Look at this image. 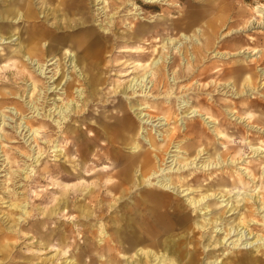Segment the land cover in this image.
I'll return each instance as SVG.
<instances>
[{"label":"rangeland","instance_id":"1","mask_svg":"<svg viewBox=\"0 0 264 264\" xmlns=\"http://www.w3.org/2000/svg\"><path fill=\"white\" fill-rule=\"evenodd\" d=\"M85 1L86 13L81 16L74 9H64L61 0H32L34 17L16 21L5 10L19 6L20 1L0 0L1 30L8 31L11 28L8 33H17L12 38L0 40V264H104L115 250L106 252L103 249L99 227L103 223L109 232H113V236L122 238L126 243L131 240V231L127 227L129 224L143 222L146 218L149 222L143 224L150 225L153 221L150 203L145 202L142 197V193L147 192V189H153L156 194L162 196L169 205L168 210L175 208L174 212L169 214L173 219L180 214L182 217H191L192 221L197 216L187 205L188 199H185L198 196L209 183L218 182L221 178L237 182L239 179L243 180L246 184L238 182L235 189L238 193L245 194L244 197L247 193H255L259 187L264 189V163L258 165L264 161V153L253 154L250 148L260 146L264 149V74H261L264 71V23L255 22L248 27L243 26L244 19L255 16L254 6L264 4V0H160L152 4L144 0H107L108 6L104 13H100L102 3L97 0ZM49 8L55 10L51 12ZM214 15H224L225 20L221 24L218 21L212 24L217 30L206 47L205 36L212 28L208 26V19ZM134 25L137 28L147 27L148 32L131 36L130 28ZM42 28L47 31L45 34L50 32L56 35L55 44L58 43V51L54 58L60 59L65 74H70L67 73L63 62L66 47L78 54L89 41L94 40L104 45L98 59L102 66L95 70L100 81L92 86L81 83L80 87L84 88L83 93L87 98L81 107L71 111L59 125L51 118H57L56 112L51 114V117L47 114L49 110L52 112L55 105L71 103L63 93L69 80L56 73L54 77L57 79L53 84L60 81V89L45 91L47 79L36 71V57H32L31 61L27 56H22L24 49L34 41L41 44L43 50L48 51L49 47L39 39ZM195 28L201 29L202 34H195L200 38L197 46H204L200 55L194 48L196 44H191V49L190 44H183L180 48L182 54H177L171 46H166L163 52L160 49L161 55L169 58L161 73L156 74L152 70L149 76L151 83L153 82L151 94L132 97L130 91L126 90V85L130 79L141 73L135 64L148 62L159 54L154 53V56L148 58L146 52L139 51L160 47L164 37L179 39L180 33H193ZM88 31L90 36L81 41V47H77L78 40L74 42L76 47H69V43L74 41L76 36ZM8 33L6 35H9ZM17 35L24 37V46H19ZM61 42L63 44H59ZM186 45L194 56L190 61L191 64L194 63V68L192 65L187 67L180 64L183 63L181 58H188ZM252 48L261 52L257 55L248 52ZM239 50L243 53H237ZM216 51L224 53L223 56L216 55ZM49 58L51 57H47L46 53L41 62L49 63ZM57 63L58 61L47 67V76L55 73ZM236 69L241 71L237 72ZM238 73L240 76H235ZM158 75L160 80L157 79ZM247 75H250L255 88L253 91L239 94L242 90V80ZM228 82L234 85L238 94L233 95L231 90L220 86ZM33 84L35 90L37 89L36 93L33 92ZM94 88L93 93L89 94L88 91ZM170 90L175 97L169 99L166 97ZM38 97L39 100H36ZM182 100L191 106L201 101L204 113L211 116L228 139H218L206 127L203 115L181 116L184 109L179 108V102ZM138 103L149 104L151 108L147 112L152 115L162 116V113L166 115L169 111L166 124L155 128V132L154 128L147 126L149 130L152 129L149 132L158 145L169 143L171 134L169 137L166 135L174 128L176 132L171 141L174 144L183 142L185 150L193 145L191 155L195 154L203 147L197 144V140L192 138L194 135L186 129L190 123H194L197 131H204L202 138L197 139L208 143V139L215 138L213 142L217 147H221L219 154L224 151V145L232 147V154L224 156L227 157V162H223L222 167H199L207 159L206 150L197 157V166L193 164L177 171L175 166L172 171L166 173V177L169 176L175 185L181 186L179 190L183 191L180 193L163 189L155 180L151 183H142L139 180L137 187L130 188L139 175V168L138 172H132V179L125 184L127 191H120L124 184L121 183L116 191L109 192L105 187L106 182H103L105 170H108L104 166L109 168L114 166L112 163L115 162L108 161L107 157L112 159L119 156V159L125 160L132 156L129 145L118 144V140L113 138L118 134L114 129L119 125L122 113L132 121L136 131L140 132L135 138L143 148H147L143 140L148 139V135L145 130H139L136 115L138 110H133L134 106L131 107L132 104ZM14 104L23 109L22 119L15 112ZM32 104L38 108L36 112L30 109ZM119 106H122V109H119ZM230 110L236 115L239 113L241 119L231 116ZM25 119L44 125L35 141L27 139L26 128L21 131L20 126L25 125ZM171 141L169 145L167 143V152L172 145ZM78 147L83 153L82 157L79 156ZM103 147L109 153H106ZM55 149L58 151H54ZM38 153L41 154L39 160L30 161L28 157L37 156ZM170 154L185 156L184 152L171 151ZM174 155L169 158H166L167 154L163 156L164 161H167L166 165L172 163L169 160L175 159ZM6 156L9 160H6ZM102 156L104 161L100 160ZM82 158L84 159L80 162ZM230 160L235 161L230 163ZM173 165L172 163L171 167ZM253 166L262 173L251 180L246 173L254 169ZM9 170L15 172L11 177L7 174ZM196 179L203 181L195 190H188V187L196 186ZM229 188L232 189V186ZM235 189L228 194V199L237 196V193L234 194ZM10 199L19 200L21 205H25L28 214L25 218L21 216L17 225L7 229L12 224L11 219L16 220L20 216L18 210L9 206ZM222 199L224 198H219V195L211 197L207 202L208 209L220 211ZM238 209L234 215H237ZM229 214L228 212L224 215L225 224L226 220L231 221L234 217ZM217 228H220V225ZM213 229L215 228H207V231L203 232L195 228L194 231L193 244L198 241L194 246L201 252L199 258L203 264L215 257L217 258L211 264H219L221 260L228 262L244 252H247L250 264H264V249L254 251L252 247L244 249L242 245L232 247L230 244L229 247L215 249L211 258L207 256V253L213 250L199 244V236L201 232L204 233L201 242L210 236L213 240L216 234L211 233ZM231 239L235 237L230 238L228 242ZM112 246L113 243L109 242L108 247Z\"/></svg>","mask_w":264,"mask_h":264},{"label":"bare ground","instance_id":"2","mask_svg":"<svg viewBox=\"0 0 264 264\" xmlns=\"http://www.w3.org/2000/svg\"><path fill=\"white\" fill-rule=\"evenodd\" d=\"M20 1L19 6H16L13 8H7L5 11L9 12L12 15V19L19 21V20H28L31 17H34V11L32 9L31 1L32 0H18ZM47 1V0H45ZM148 3H156L160 0H144ZM62 6L66 10H76L81 16L86 13L85 8L87 7L85 0H61ZM97 2L102 3L103 5L100 7L101 11L100 13H104L107 6L108 1L107 0H97ZM21 7V8H20ZM136 8V7H135ZM10 9V10H9ZM51 12H53L55 9L49 8ZM255 16H251L250 18L244 19L243 26H250L253 23H264V4H258L254 6ZM219 12V11H218ZM99 14V13H98ZM107 16V15H106ZM215 16V15H214ZM211 16L208 19V26H212V24L216 21H218L219 24L223 23L225 19L224 15L220 16ZM257 17V19H256ZM165 18V17H163ZM82 23H84L82 21ZM219 26V25H218ZM220 27V26H219ZM217 28V27H215ZM210 28L211 32L208 33L205 36L206 42L205 46H209V42L211 41L212 36L214 37L215 32L217 29ZM11 28L8 29V31H3L0 28V40L9 39L12 38V36L16 35L17 33H8L11 32ZM130 34L131 36L135 35H141L142 33L148 32L146 29L147 27H140L137 28L136 25L132 26L130 28ZM209 29V28H208ZM201 29L195 28L193 33L185 34L180 33L179 39L171 38L169 36L164 37L162 39L163 44L159 47H155L154 49H143L139 52L144 53L146 52L148 54V58L150 56H154V53L157 56H154L153 58H150L148 62H137L135 66L141 71L137 77H134L130 79L129 83L126 85V90L130 91V95L132 97H138V96H144V95H150V88L153 85V82L151 83V80L149 79V76L152 74V70L155 71L156 74L161 73L162 70L165 68V63H168L167 59L169 57H166L165 55H161V51H164V48L167 46L170 47L172 50L174 49L177 54H182L181 49L183 47V44H196V47H194L197 52L201 53V48L203 49L204 46H197L199 44V39L196 37L200 34ZM47 32L44 28H42L41 31V37L39 38L43 43L49 47L48 51H45L42 49V45L39 43L30 42L29 46L24 49L22 56H27L29 60L32 61V57H36V71H39V74L43 75L44 78L47 79L46 83V90L45 91H56L59 88L60 81L53 84V82L57 79V77H54L56 73L59 75H62V78H65L69 82L66 84L65 90L63 91L64 96L70 100L71 103H66L62 106L55 105L52 112L47 114L48 117H51V114L56 112L57 118L54 119V117H51L52 120L56 125L61 124L66 120V118L69 116L71 111H75V109H78L81 107L82 103L84 102V99L87 98V95H85L84 88L80 87L81 83H87V85L92 86L93 84H97L98 81H100L99 78L96 77V69H100L102 64L99 62L100 57V51L104 47V45H100L101 43H98L94 40L89 41L86 43L83 48H81V51L77 54L75 52H72L70 48L66 47L64 50V66L66 67L67 73L65 74V71H62L60 59L54 58L55 53L58 51V48L55 44L56 41V35H53V33L45 34ZM9 35H6V34ZM39 33V31L37 32ZM195 34H197L195 36ZM205 34V33H204ZM203 34V35H204ZM90 36V31L85 32V34H79L74 38V41H71L69 43V47L73 48L77 40L79 41L77 47H81L82 42ZM202 37V36H201ZM17 42L19 46H24L23 43L24 37L21 35H17L16 37ZM82 41V42H81ZM75 42V43H74ZM150 43V42H149ZM59 44H63L62 42ZM151 44V43H150ZM149 44V45H150ZM28 45V44H27ZM164 45V46H163ZM212 45V44H211ZM186 52L188 58H185L183 56L182 62L180 63L182 65H186L187 67H190L192 65V68H194V63L191 64L190 61L194 59V56L190 51H188V45ZM206 49V48H205ZM195 51V50H194ZM203 51V50H202ZM253 52L254 54H258V52H261L260 50L256 48L249 49L248 52ZM47 53V57L49 58L47 61H50L49 63H42L41 60L45 58V55ZM237 53H243L242 50H239ZM196 54V53H195ZM216 55L223 56L224 53L216 51ZM198 56V55H197ZM261 56V54L259 55ZM146 58V59H148ZM198 58V57H197ZM56 61H58V68L56 66L55 73L52 75H46L48 73L47 67L51 64H54ZM147 61V60H146ZM180 61V60H179ZM179 64V65H180ZM181 65V66H182ZM250 68V67H249ZM68 69L70 71L68 72ZM175 70V69H174ZM237 72L241 71L240 69ZM176 72V71H175ZM208 74V73H207ZM261 74H264V71L261 72ZM163 74L161 75V77ZM202 76V75H201ZM206 76V74H205ZM219 76V75H217ZM235 76H240V73H238ZM35 76H30V78H33ZM161 77L158 75L157 79L160 80ZM209 77V76H207ZM163 78V77H162ZM82 80V81H81ZM174 81V79H173ZM242 90L239 92L241 94L242 92H247L249 90H254L255 86L252 85V79L250 75L246 76L242 80ZM216 81L214 80V83ZM75 83V84H74ZM213 84V83H212ZM88 86V87H89ZM220 86H224V88H227L228 90H231V93L233 95L238 94L236 89L234 88V85L232 83H223ZM211 87V86H210ZM184 88H186L184 86ZM33 92H37L35 90V84H33ZM74 90V91H73ZM94 89L89 90V94H92ZM43 94V91H42ZM75 94V95H74ZM38 95L40 96V93L38 92ZM175 97L173 96V92L170 90L167 93L166 98ZM44 98V95L42 96ZM39 100V97L36 99ZM14 110L16 113L19 114V117H21L23 113V109L18 108V104H14ZM133 107V110H138L136 113L137 118L139 120V130H145V134L148 135V139L143 140V142L147 145V148H143L139 141L135 138L136 135H140V132L137 130L136 127L133 126L132 121L127 119V117L124 115V113L121 114L119 125L115 127L114 130L118 132L116 137V140H118V144H125L129 145L132 150V156L130 158H126L125 160L123 158L119 159V156H114L112 159L110 157H107L108 161H114L115 163H112L114 166H111L107 168V166H104L106 172L105 179L103 182H106V188L109 192L118 189L117 186H119L121 183H124L123 186H121L120 190L121 192L127 191L128 188L126 187V183H129V181L132 179V172L133 174L135 172H138L139 168V175L136 177L134 183L131 185L130 188L137 187V185L142 183H151L153 180H155L156 183H159L158 185L161 186L163 189H172L176 190L177 193L182 192L183 190H179L181 186L175 185V183L172 181L171 178L166 177V173L169 171H172L174 167L176 166L177 170H182L184 168L190 167L194 164V166H197V157L205 153H207V159L203 163L199 165V167L203 168H212V167H220L223 165V162H227V157L224 156L229 154V156L232 154V147L224 145V151H221L219 154V149L221 147H217L215 145V138L212 140L208 139V143L203 141V139H197L202 138L204 131L198 130L195 127L194 123H190L189 126H187V130L190 131L192 138L197 140V144H199L200 148L195 154H192V151L194 149V146L192 148H188L185 150L184 143H176L174 144L171 140L173 136L175 135L176 130L174 128L171 129L170 133L166 135V137H169V143L171 141V147L169 152L174 151L177 153H183L184 155L176 154L175 159L172 158L169 160L174 165L171 167V164L168 166L166 165L167 161H164L163 156L167 154L166 158L172 157L173 155L167 152L168 145L166 142H164L161 145H158L154 137L151 135L152 129L154 128V132L157 130L155 128L165 125L166 121L169 117V111L163 114L162 116L158 115H152L151 113L147 112L151 107L149 104L144 105L141 103L138 104H132L131 107ZM138 106V107H137ZM202 103L201 101L196 102V105L191 106L187 101H180L179 102V108L184 109L181 116L186 117H194V116H204L202 119L206 125L210 129V131L218 138L221 139L222 137L225 139H228L227 135L224 134L223 129L221 127H218L217 123L211 119V116H208L204 111L202 110ZM210 107V105L208 106ZM30 109H33V112H36L38 109L35 104H32ZM119 109H122V106H119ZM146 111V112H143ZM161 109H159V112ZM165 111V110H164ZM162 111V112H164ZM229 113L231 116H235L236 119H241L240 114L237 113L234 114L230 110ZM228 113V114H229ZM157 116V117H156ZM21 117L20 119H22ZM164 121V122H162ZM25 125H21L20 127L23 129L26 128L25 132L28 131V134H25V136L28 135L27 139L31 138L33 141L36 140V136L39 134V131L44 127L42 124H37L35 121L31 120H24L23 122ZM151 126V130L147 128V126ZM203 130V129H202ZM223 131V132H222ZM153 132V133H154ZM142 133V132H141ZM163 134V133H162ZM160 135V134H159ZM7 137H5L6 139ZM111 138V137H109ZM206 138V137H205ZM142 139V138H141ZM110 140V139H108ZM214 141V142H213ZM105 147V146H104ZM103 147V149H104ZM167 147V148H166ZM184 148V149H183ZM253 150V154L259 155L260 153H264V149L262 147H250ZM106 151V149H104ZM54 151H58L55 149ZM79 156L82 157L83 155L82 151L78 147ZM106 153H109L106 151ZM217 154V155H216ZM41 154L38 153L37 156L30 155L28 158H30V161L37 162L40 158ZM191 157V158H190ZM193 157V159H192ZM224 157V158H223ZM264 158V156H262ZM84 158L80 159V162ZM6 160H9V157L6 156ZM101 161H104L103 156L100 158ZM119 160V161H118ZM235 161V160H234ZM233 160H230V163L234 162ZM264 163V161H261L258 165H261ZM163 165V166H162ZM166 165V166H165ZM222 167V166H221ZM254 169H250L246 173V175L251 178V180L255 179V177L261 173L256 169L255 166H253ZM9 176L15 174V172L9 170L7 172ZM9 177V178H10ZM70 177V176H69ZM140 180V182H139ZM264 180V178H262ZM196 186L194 187H188V190H195L199 186L200 183H202V179L198 180L196 179ZM117 182V183H116ZM138 182V183H137ZM238 182L242 184L244 181L238 180ZM235 180H228L226 178L219 179L218 182L215 183H209L206 185L205 189L202 191L198 196L195 197H188L185 199L187 201V205L192 209V211L196 214L197 218L192 221V218L185 215L181 216L178 214L174 219L169 215L172 214L175 210V208H172V210H168V206L165 203V200L162 196L159 194H156L153 189H147V192L144 194L142 193V197L145 202L150 203L151 208V217L152 222L150 225L146 226L143 223L149 222V220L144 218L143 222H137V223H131L127 227L131 231V240L124 243V240L122 238H117L113 236V232H109L106 228V225L102 223V226L99 227L100 234L102 235V238L100 239L101 243H104L103 249H105L106 252H110L111 250H115V253L109 256V259L104 262V264H203L201 259L199 258V252L197 250V247H195L193 244L194 241V235H195V228L198 230H202L203 232H206L207 228H215L211 233H216L213 236V240L210 238L204 239L206 241L204 243L201 242V239L203 238L204 233L201 232L199 236V244H202L204 248L211 247L213 251L208 252L207 256H210L211 253L214 252V250H218L221 247H229L231 244L232 247H239L242 245V248L249 249L253 248L254 251H260L261 249H264V215L261 213H264V189L258 188V190L255 193H247L246 197L242 193H238V190H236V184L238 183ZM238 183V184H239ZM66 185V184H64ZM232 186V189L234 190V194L237 193L236 197H233V199H228L230 195H228L232 189L229 187ZM238 188V187H237ZM219 195V198H224L220 200L221 203V210H215V209H208L209 205L207 204L208 200L211 197H217ZM9 206L12 207L14 210H18L20 216L14 220L11 219L12 224L7 227V229H11L12 226H15L18 224V220L21 218V216L26 217L28 214V211L26 210L25 205H21V202L19 200L13 201L10 199ZM239 208V209H238ZM237 215L235 214V210H237ZM166 211H168L166 213ZM230 213L229 215H234L233 219L231 221L226 220L227 224H225V218L224 215L226 213ZM21 225V223H19ZM220 225V228H217V226ZM223 225V226H222ZM261 225L262 227H259ZM115 233V232H114ZM232 237H235V239H231L229 242L228 240ZM112 242L113 246L111 248L108 247V243ZM106 243V244H105ZM224 249V248H223ZM193 250V252H191ZM196 251V252H195ZM198 251V252H197ZM236 255V254H235ZM120 256L121 259L118 257ZM202 256V255H201ZM207 258V257H206ZM217 257H215L216 259ZM215 259L208 261V264L214 263ZM205 260V258H204ZM210 260V259H209ZM249 259L247 257V252L241 253L238 257H235L230 259L228 262H223L221 260L219 264H250ZM204 262V264H207ZM260 264V263H259Z\"/></svg>","mask_w":264,"mask_h":264}]
</instances>
